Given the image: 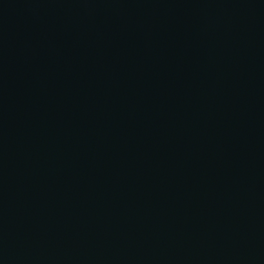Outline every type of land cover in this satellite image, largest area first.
I'll list each match as a JSON object with an SVG mask.
<instances>
[{
    "label": "water",
    "instance_id": "1",
    "mask_svg": "<svg viewBox=\"0 0 264 264\" xmlns=\"http://www.w3.org/2000/svg\"><path fill=\"white\" fill-rule=\"evenodd\" d=\"M0 264H264V0H0Z\"/></svg>",
    "mask_w": 264,
    "mask_h": 264
}]
</instances>
